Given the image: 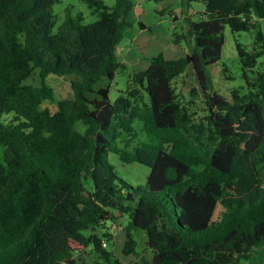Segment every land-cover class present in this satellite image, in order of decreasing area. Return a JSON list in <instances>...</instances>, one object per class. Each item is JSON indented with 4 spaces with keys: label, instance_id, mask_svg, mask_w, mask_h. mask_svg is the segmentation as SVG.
I'll return each instance as SVG.
<instances>
[{
    "label": "trees",
    "instance_id": "1",
    "mask_svg": "<svg viewBox=\"0 0 264 264\" xmlns=\"http://www.w3.org/2000/svg\"><path fill=\"white\" fill-rule=\"evenodd\" d=\"M57 1L0 0V264L249 261L264 246V0H202L206 17L171 34L190 62L150 58L114 102L132 0H86L97 20L67 8L53 31ZM226 25L254 37L251 51L236 42L244 85L230 98L209 71ZM188 65L201 102L196 88L185 97L175 86ZM51 76H72V95L56 100ZM109 152L148 166L145 186L119 177ZM123 216L127 262L107 248V222Z\"/></svg>",
    "mask_w": 264,
    "mask_h": 264
},
{
    "label": "rangeland",
    "instance_id": "2",
    "mask_svg": "<svg viewBox=\"0 0 264 264\" xmlns=\"http://www.w3.org/2000/svg\"><path fill=\"white\" fill-rule=\"evenodd\" d=\"M107 6L112 7L115 0H102ZM133 6L127 15V21L130 26L126 28L124 36L116 47V57L119 62L125 64L126 69L117 70L109 88V100L114 102L121 92L126 88L127 76L134 70H143L149 66L150 58L162 54L165 58H176L186 56L187 46L176 45L171 40V34L186 29V18L197 21L204 15V5L202 0H194L188 3L187 0H132ZM143 11L140 12L137 8ZM70 10L71 15L81 13L84 17L83 23H91L97 20L98 14L92 13L86 0H58L52 6L54 14L53 31L62 23L66 9ZM178 17L173 20L172 17ZM144 25V28L140 26ZM264 25V20L262 21ZM264 32V27H263ZM253 33L251 31L232 32L226 25L224 28V44L221 50L220 59L209 66L212 78V87L216 92L230 98V91L244 85L240 61L236 51V42L240 43L247 50L253 48ZM256 69L264 71V54L257 58ZM72 76H51L48 82L53 87L55 99L61 97H70L72 95L69 79ZM183 80L185 82L183 83ZM37 82V77L33 79ZM177 91L187 97L189 90L196 88L195 99L201 102L202 93L199 90L198 80L191 65H188L184 74L175 81ZM51 105V104H49ZM54 106V105H53ZM137 128L140 123L135 122ZM108 160L113 165L115 172L119 177L129 182L133 186H145L146 178L149 173V167L137 162L123 163L118 156L109 152ZM218 211H216L217 216ZM127 216L117 219L116 223L107 222L108 231L115 233L112 239L107 241V248L111 250L115 257L122 261L131 259L122 253V247L125 239L124 226L127 223ZM111 230V231H110ZM113 230V232H112ZM134 231V237L138 241L137 251L142 252L143 237ZM144 236V235H143ZM145 238V237H144ZM87 251L90 247L86 248ZM94 254H87L86 260L93 261ZM264 264V246L257 249L252 254L249 261L244 264ZM102 264H113V261Z\"/></svg>",
    "mask_w": 264,
    "mask_h": 264
},
{
    "label": "crops",
    "instance_id": "3",
    "mask_svg": "<svg viewBox=\"0 0 264 264\" xmlns=\"http://www.w3.org/2000/svg\"><path fill=\"white\" fill-rule=\"evenodd\" d=\"M137 10L138 11H140V12H142L143 10L140 8V7H138L137 8ZM112 232H113V230H112ZM113 236H115V233L113 232ZM133 257H131V259H132ZM130 260V259H129ZM120 261H122V260H120ZM128 261V260H127ZM126 260L125 261H122V262H127Z\"/></svg>",
    "mask_w": 264,
    "mask_h": 264
},
{
    "label": "water",
    "instance_id": "4",
    "mask_svg": "<svg viewBox=\"0 0 264 264\" xmlns=\"http://www.w3.org/2000/svg\"><path fill=\"white\" fill-rule=\"evenodd\" d=\"M186 60L187 62H190V55L188 53L186 54Z\"/></svg>",
    "mask_w": 264,
    "mask_h": 264
},
{
    "label": "built area",
    "instance_id": "5",
    "mask_svg": "<svg viewBox=\"0 0 264 264\" xmlns=\"http://www.w3.org/2000/svg\"><path fill=\"white\" fill-rule=\"evenodd\" d=\"M103 245H105V244H103Z\"/></svg>",
    "mask_w": 264,
    "mask_h": 264
}]
</instances>
